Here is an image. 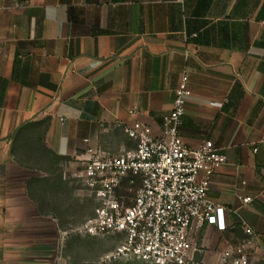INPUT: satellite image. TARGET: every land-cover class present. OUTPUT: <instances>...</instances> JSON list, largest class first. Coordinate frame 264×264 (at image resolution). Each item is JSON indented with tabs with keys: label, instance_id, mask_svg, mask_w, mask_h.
I'll return each instance as SVG.
<instances>
[{
	"label": "crops",
	"instance_id": "crops-1",
	"mask_svg": "<svg viewBox=\"0 0 264 264\" xmlns=\"http://www.w3.org/2000/svg\"><path fill=\"white\" fill-rule=\"evenodd\" d=\"M184 71L181 137L228 156L209 193L228 227L207 225L202 246L218 264L247 221L263 252L264 0H0V264H37L38 223L65 235L17 161L18 131L47 120L33 152L72 166L89 149L121 153L135 147L126 125L161 134Z\"/></svg>",
	"mask_w": 264,
	"mask_h": 264
},
{
	"label": "built area",
	"instance_id": "built-area-1",
	"mask_svg": "<svg viewBox=\"0 0 264 264\" xmlns=\"http://www.w3.org/2000/svg\"><path fill=\"white\" fill-rule=\"evenodd\" d=\"M188 82L184 71L161 134L140 121L126 125L135 147L120 154L89 149L74 174L80 191L99 204L97 216L77 230L123 237L114 257L150 264H199V236L206 226L228 227L226 207L209 196L212 176L228 163V156L211 140L190 147L180 134ZM130 113H138V108ZM138 180L141 186L132 198L122 193L125 181ZM251 201L243 198L244 203ZM241 227L244 237L221 253L218 264L252 263L260 235L247 221Z\"/></svg>",
	"mask_w": 264,
	"mask_h": 264
},
{
	"label": "rangeland",
	"instance_id": "rangeland-1",
	"mask_svg": "<svg viewBox=\"0 0 264 264\" xmlns=\"http://www.w3.org/2000/svg\"><path fill=\"white\" fill-rule=\"evenodd\" d=\"M42 129L43 126H31L27 127L26 132L18 131L16 135L18 143L15 150L17 161L22 167L32 170L28 175L32 176L30 181L42 194L45 210H52L53 214L59 217L58 224L67 233L59 235L54 232L50 223H38L41 228L34 234V243L46 249L37 254V264H150L114 257V253L123 242V237L92 236L77 230L97 216L99 204L80 191L74 177L75 172L81 169L80 166H72L68 160L59 162L58 157L47 153L45 149L43 154L33 152V145L40 140L38 138L41 136ZM37 170L47 171V176L39 177V174L44 173H38ZM26 175H20V179ZM140 186L139 180L125 181L122 193L132 198ZM224 234L217 239L218 247L224 244L222 243L225 241ZM203 236L204 231L199 236L200 255L203 257L199 264H213L214 261L210 257L211 249L202 246ZM237 237H239L238 241L234 239L236 243L243 238L241 231L238 232ZM257 252L251 264H264V249L263 252ZM206 255L208 257L204 261Z\"/></svg>",
	"mask_w": 264,
	"mask_h": 264
},
{
	"label": "trees",
	"instance_id": "trees-1",
	"mask_svg": "<svg viewBox=\"0 0 264 264\" xmlns=\"http://www.w3.org/2000/svg\"><path fill=\"white\" fill-rule=\"evenodd\" d=\"M48 121L47 120H45V121H42L41 122V124L40 125H35L36 127H39V126H43V128H44V126L46 127L47 125H46V123H47ZM33 126V125H32ZM44 130H45V128L44 129H42V132H41V136L38 138V139H40V141L43 139V137H44ZM17 135V134H16ZM44 149H45V151H47L49 154H51V155H54L52 152H51V150L46 146V144H45V146H44ZM55 156V155H54ZM197 260L198 261H202L203 260V257L200 255V254H197Z\"/></svg>",
	"mask_w": 264,
	"mask_h": 264
}]
</instances>
